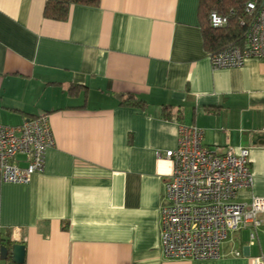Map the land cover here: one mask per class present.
Segmentation results:
<instances>
[{
  "label": "crops",
  "instance_id": "0c3cea01",
  "mask_svg": "<svg viewBox=\"0 0 264 264\" xmlns=\"http://www.w3.org/2000/svg\"><path fill=\"white\" fill-rule=\"evenodd\" d=\"M45 1L0 0V123L44 113L54 139L41 172L1 184L0 239L24 245L21 264H253L262 228L252 244L230 232L219 258H165L159 209L179 123L215 153L247 147L253 182L236 200L264 195V60L213 69L199 0L73 3L64 19Z\"/></svg>",
  "mask_w": 264,
  "mask_h": 264
},
{
  "label": "built area",
  "instance_id": "2783aa9c",
  "mask_svg": "<svg viewBox=\"0 0 264 264\" xmlns=\"http://www.w3.org/2000/svg\"><path fill=\"white\" fill-rule=\"evenodd\" d=\"M244 11L246 19L239 20L245 26L244 43L208 53L213 69L239 67L249 58L264 60V0L246 1ZM207 19L213 27L228 25L227 15L215 10ZM53 143L44 113L16 126L0 123V186L28 183L34 173L43 170L45 152ZM18 154L23 166L16 160ZM163 156L172 162L159 209V244L165 258H219L230 232L248 228V243L252 244L257 229L264 230V195H252L248 202L236 200L237 192L253 182L247 147L228 146L215 153L203 143L202 128L179 123L177 145ZM252 258L253 264H264V252Z\"/></svg>",
  "mask_w": 264,
  "mask_h": 264
},
{
  "label": "trees",
  "instance_id": "16d2710c",
  "mask_svg": "<svg viewBox=\"0 0 264 264\" xmlns=\"http://www.w3.org/2000/svg\"><path fill=\"white\" fill-rule=\"evenodd\" d=\"M99 0H46L43 14L53 19H64L67 16L70 4L81 3L96 5ZM248 0H199L198 17L202 33L203 45L208 53L216 52L228 45L244 43L245 26L240 25L241 18L246 19L244 11L245 2ZM211 10L226 14L228 25L213 27L207 16ZM121 104L142 107L144 101L132 95L120 97ZM6 243V242H5ZM7 244V243H6ZM8 245V244H7Z\"/></svg>",
  "mask_w": 264,
  "mask_h": 264
},
{
  "label": "water",
  "instance_id": "95a60500",
  "mask_svg": "<svg viewBox=\"0 0 264 264\" xmlns=\"http://www.w3.org/2000/svg\"><path fill=\"white\" fill-rule=\"evenodd\" d=\"M24 256V245L13 243L8 246L3 239H0V260H6L8 257L15 264H21Z\"/></svg>",
  "mask_w": 264,
  "mask_h": 264
}]
</instances>
